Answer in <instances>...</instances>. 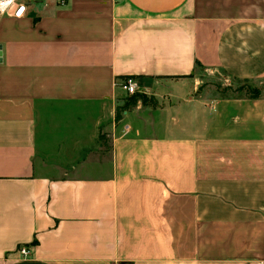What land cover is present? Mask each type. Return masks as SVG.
Masks as SVG:
<instances>
[{"label": "crops", "instance_id": "1", "mask_svg": "<svg viewBox=\"0 0 264 264\" xmlns=\"http://www.w3.org/2000/svg\"><path fill=\"white\" fill-rule=\"evenodd\" d=\"M200 68L264 80V0L0 16V264H264V92Z\"/></svg>", "mask_w": 264, "mask_h": 264}, {"label": "rangeland", "instance_id": "2", "mask_svg": "<svg viewBox=\"0 0 264 264\" xmlns=\"http://www.w3.org/2000/svg\"><path fill=\"white\" fill-rule=\"evenodd\" d=\"M200 71L203 72V74L201 75L203 78V86L206 87V85L209 84L210 88L214 91H217L218 93H220L221 95H247L248 92L246 91V89L239 91L237 93H234L235 91H232L233 88L241 86V85H248V84H243V82H241L242 84L238 85V83H236V81L231 78L230 76H228L227 74H225L223 71L221 70H214V71H208V70H203L202 68H200ZM251 84H254V86L252 88H256L257 89V96H260L261 93L264 92V80H255L252 81ZM233 92V93H232ZM138 98L137 100H140L141 102H145L146 98L144 95L138 93ZM132 95H127L124 92H122V101L120 103V111H122L124 108H127L130 104H134L135 102H133V100L131 99Z\"/></svg>", "mask_w": 264, "mask_h": 264}, {"label": "built area", "instance_id": "3", "mask_svg": "<svg viewBox=\"0 0 264 264\" xmlns=\"http://www.w3.org/2000/svg\"><path fill=\"white\" fill-rule=\"evenodd\" d=\"M30 0H0V16H22L26 12L28 2ZM116 87L127 95L140 93L136 79L131 76H125L120 82L116 83ZM19 252L22 256L29 253L28 248H20Z\"/></svg>", "mask_w": 264, "mask_h": 264}, {"label": "trees", "instance_id": "4", "mask_svg": "<svg viewBox=\"0 0 264 264\" xmlns=\"http://www.w3.org/2000/svg\"><path fill=\"white\" fill-rule=\"evenodd\" d=\"M246 89V91L248 92L249 96L250 97H257V89L256 88H252L250 86H246V85H241V86H238V87H235L233 88L232 91H235V92H239V91H242ZM138 93H135L132 95L131 99L133 100V102H136L137 101V98H138Z\"/></svg>", "mask_w": 264, "mask_h": 264}]
</instances>
